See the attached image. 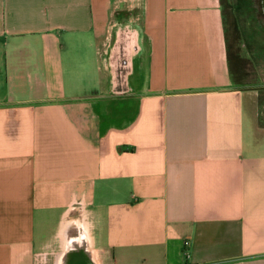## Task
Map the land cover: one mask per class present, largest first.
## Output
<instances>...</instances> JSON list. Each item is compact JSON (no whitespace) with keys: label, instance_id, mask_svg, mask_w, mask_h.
I'll list each match as a JSON object with an SVG mask.
<instances>
[{"label":"crops","instance_id":"1","mask_svg":"<svg viewBox=\"0 0 264 264\" xmlns=\"http://www.w3.org/2000/svg\"><path fill=\"white\" fill-rule=\"evenodd\" d=\"M219 1L0 0V264H264V86Z\"/></svg>","mask_w":264,"mask_h":264},{"label":"rangeland","instance_id":"2","mask_svg":"<svg viewBox=\"0 0 264 264\" xmlns=\"http://www.w3.org/2000/svg\"><path fill=\"white\" fill-rule=\"evenodd\" d=\"M219 4L225 46H230L245 65L234 74L236 78L233 76L237 80L235 87L264 86V81L258 79L264 72V28L256 20L253 7L248 8L242 0H222ZM263 116L262 105L258 111L260 126H264Z\"/></svg>","mask_w":264,"mask_h":264},{"label":"water","instance_id":"3","mask_svg":"<svg viewBox=\"0 0 264 264\" xmlns=\"http://www.w3.org/2000/svg\"><path fill=\"white\" fill-rule=\"evenodd\" d=\"M260 5L264 11V0H260ZM137 40L131 34L123 33L117 35L110 48L108 63L110 66L111 79L115 87L124 85L128 80V75L132 71V57L139 50ZM123 90H113L114 94H121Z\"/></svg>","mask_w":264,"mask_h":264},{"label":"trees","instance_id":"4","mask_svg":"<svg viewBox=\"0 0 264 264\" xmlns=\"http://www.w3.org/2000/svg\"><path fill=\"white\" fill-rule=\"evenodd\" d=\"M220 2L222 3V0H220ZM247 4H248L247 7L251 8L250 1ZM225 50H226V59H227V63H228V68H229L230 73L232 74V76L235 77L234 74H236L238 72L239 68L243 69L245 67V65H244V63L242 61V58L240 56H238L236 54V52L231 49L230 46H227L225 48Z\"/></svg>","mask_w":264,"mask_h":264},{"label":"flooded vegetation","instance_id":"5","mask_svg":"<svg viewBox=\"0 0 264 264\" xmlns=\"http://www.w3.org/2000/svg\"><path fill=\"white\" fill-rule=\"evenodd\" d=\"M229 1H231V0H229ZM247 1L248 2L250 1V5L253 6V10L252 9L251 10L253 11L256 20L258 21L260 26L264 28V11L261 8L260 0H245V3H248ZM252 6H251V8H252ZM127 97L130 98L131 95H128ZM263 119H264V116H263Z\"/></svg>","mask_w":264,"mask_h":264},{"label":"built area","instance_id":"6","mask_svg":"<svg viewBox=\"0 0 264 264\" xmlns=\"http://www.w3.org/2000/svg\"><path fill=\"white\" fill-rule=\"evenodd\" d=\"M186 243V242H185Z\"/></svg>","mask_w":264,"mask_h":264}]
</instances>
